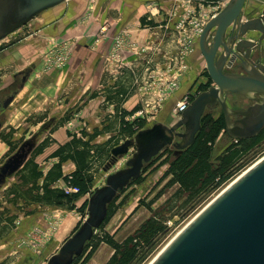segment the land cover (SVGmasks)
Wrapping results in <instances>:
<instances>
[{
  "label": "rangeland",
  "instance_id": "obj_1",
  "mask_svg": "<svg viewBox=\"0 0 264 264\" xmlns=\"http://www.w3.org/2000/svg\"><path fill=\"white\" fill-rule=\"evenodd\" d=\"M87 1H91L90 3L94 5L91 4L94 8H88L82 13V10H80L82 2L79 5L76 4L77 6L74 7L69 17L64 18L58 25L37 31V27L42 26L41 23H46V20L44 21L41 18V14L31 23L23 26L0 42V122L2 123L1 130H3L0 134V140L10 145V150L0 159V163H3L5 158L15 152L25 139L30 138L35 133L40 132L37 141V144H39L52 130L68 121L66 125L70 129H75V121L71 119L99 91L97 87L102 83L106 74H118L126 66L125 64L130 63L131 60L128 58L130 55L119 60L115 56L114 50L118 37L129 40H135L136 37L137 26H134V23H131L132 21L130 22L134 7H128L129 2L135 1V4L140 2L141 10L143 12L146 10L144 17L141 19L142 25L149 24L150 27L154 28V14H158L164 19L156 23L158 25H165L168 19L176 18V23L173 26L177 35L176 25L181 16L184 18L186 5L189 4L184 3L183 0H83V3ZM120 5L128 10L126 19L123 18L121 13L117 14V17L109 18V21L103 19L106 9L116 8ZM156 5L160 8H158L159 12ZM134 6L136 8L138 5ZM192 6L195 5L192 3ZM196 7V15L198 16L199 6ZM253 8L255 9L247 12L245 17L252 18L259 15L264 10V0L257 2V6ZM208 9H210V16H212L215 13L214 8ZM149 16L152 19H148ZM191 17L187 19V22ZM144 18L148 21H144ZM38 19L41 23L38 22ZM79 26L84 31L83 35L72 36L69 34L73 31V28ZM165 30L170 31V29L163 28V34H166ZM60 31L63 33H60ZM255 36H258V33H249L247 38ZM164 39L163 44H166L167 39ZM177 40L178 36L175 38V43L178 45ZM39 41L41 42L39 43ZM43 42L46 44L44 47ZM135 43L139 48H144L140 42L135 41ZM196 43L194 53L196 61L200 59V65L198 64L199 66L196 65L192 68L190 57L182 60L181 58H178V60L173 58L171 66H168L170 58L167 59L166 55L163 57L161 55L163 52L160 54L162 49L164 51V48L159 50L160 45L156 43L158 49H155L152 44L151 51L160 54L161 58L152 69L150 81L146 82L143 78L142 80H136V91L141 107L135 114L130 115L128 120L144 119L146 126H150L156 121L165 122L166 120L168 125H173L181 118V115L174 112L182 98L181 93L185 92L184 95L191 93L195 97L201 89L205 88V86H202L194 93L190 90L187 91L185 87L181 89L182 92L177 91L186 78L194 79L197 83L206 75V62L199 53L198 40ZM148 51L145 53L140 52L136 57L137 61L138 58L147 56ZM254 52V59L261 57V61L264 63V41ZM132 57L130 56V58ZM58 58L66 60L67 63L64 67L58 66ZM228 70L243 73V70L237 68ZM60 76L62 77L59 80ZM24 78H26L25 81ZM202 80L204 79L202 78ZM85 81L86 83L93 82V85L97 86L96 89H89L85 92ZM174 83L178 84V88L173 85ZM212 84L211 81L210 85ZM169 86H174L175 89L168 92ZM13 94L15 95L13 102L8 107L1 106V103ZM5 97L6 99H4ZM253 103L252 99L237 94L228 97L229 106L236 110L246 109ZM139 111H143V113L140 115L138 114ZM168 113L171 120L167 117ZM205 114L218 117L223 114V110L221 107L208 108ZM43 118L45 120L39 122ZM10 133L11 135L7 137L6 134ZM126 138L118 136L108 141L109 149L106 152L105 164L103 163L104 167L99 171L93 190L96 187L105 185L107 175L126 167L127 160L133 156L136 148H131L126 155L120 157L110 168L105 169L110 162L111 149ZM237 140L238 138L231 135L227 129L222 130L213 145L215 164H218L216 158L223 155ZM174 152L175 148L172 145L163 149L157 157H154L149 164L145 165L139 178L140 181L130 184L124 192L118 195L115 202V206H118L117 212L104 225L102 230H96L94 242L102 238L104 233H109L115 240L123 242L145 222L154 218L162 223L165 228L157 236L152 246L147 249L148 252L145 254L144 259L137 263L149 264L198 213L264 157V139L240 161L241 167L236 170L237 172L233 178L223 181L218 187L199 196H193L190 192H183L180 184L171 183L172 175H166L170 162L175 158ZM168 158L169 161H166ZM75 216L78 221L77 226H80L87 217L85 211L80 212L79 210H76ZM76 229L71 230L66 237L58 242L55 237L59 233L57 231L60 230H28L22 238L13 242V248L8 250L12 254L9 264H47L50 256L59 250L64 241ZM19 231L21 230H18L17 233ZM2 243L3 241L0 242L2 250H0V264L6 255L5 246H1ZM54 244L57 245L58 250L51 249ZM89 251L90 249L87 253ZM114 252L112 246L101 242L88 264H108Z\"/></svg>",
  "mask_w": 264,
  "mask_h": 264
},
{
  "label": "water",
  "instance_id": "obj_2",
  "mask_svg": "<svg viewBox=\"0 0 264 264\" xmlns=\"http://www.w3.org/2000/svg\"><path fill=\"white\" fill-rule=\"evenodd\" d=\"M70 1L0 0V42L44 12ZM246 2L231 0L207 22L198 39L213 84L192 99L175 124L156 121L111 149L106 170L131 148L136 151L126 167L107 175L105 185L94 189L87 217L47 264H73L107 219L110 204L140 178L145 165L167 146L180 152L195 142L208 107L222 108L228 132L238 139L253 138L264 129V63L261 57L254 59V51L264 41V10L244 19ZM252 32L258 36L247 38ZM233 67L243 73L230 72ZM233 94L254 103L233 109L228 104ZM14 97L4 101V106ZM39 135L25 139L0 165V189L28 160ZM151 264H264V157L198 213Z\"/></svg>",
  "mask_w": 264,
  "mask_h": 264
},
{
  "label": "crops",
  "instance_id": "obj_3",
  "mask_svg": "<svg viewBox=\"0 0 264 264\" xmlns=\"http://www.w3.org/2000/svg\"><path fill=\"white\" fill-rule=\"evenodd\" d=\"M261 1L262 0H247L243 10L244 18H247L245 17L247 12L255 9L256 7H253L257 6V2ZM90 2L91 1H87L86 3H83V0H72L44 12L41 15V18L44 19V21L46 20V23H41L38 19V22L41 23L42 26L37 27V31L55 27L59 22L64 20V18L66 19L69 17L70 13L74 10V7L79 5V3H81L80 10H82V13L88 8H94V5ZM199 2L200 1H194L193 4L198 5ZM136 3L138 4H135V1H131L128 5V7H134L130 22L132 21L131 23H134V26H137L138 29L135 34V40H130L134 42L138 41L144 47L149 46L148 48L151 49L148 51L147 56L138 58V61L135 56L132 58L129 56L128 58L131 60L130 63L125 66L123 70L119 71L118 74H106L102 83L98 87L93 85V82L86 83L85 81V92L89 89L94 90L96 87L99 91L95 93L82 110L74 114V118L71 120L75 121L76 128L70 129L66 125L68 124V121L64 123V125L52 130L45 139L37 144L28 160L15 176L0 189V233L2 232L0 236L3 241L1 246H5L6 252V255L4 256L5 258L3 257V260H1V264H9V259H11L12 254L8 250L10 248L12 249L13 242L22 238L24 233L28 230H60L57 231V233H59L55 237V240L58 242L66 237L71 230H74L77 227L78 221L75 216L76 210H79L78 208H80L86 200H89L91 194L88 193L80 197L78 200H75L73 202L76 206L75 209H70L69 204L71 203L66 200L62 201L63 205H56L53 203L57 201L55 198L48 202L38 200L36 197L44 196L46 184L49 192L62 190V187L66 184L64 177L71 175L78 169L76 153L79 150H86V163L88 164L86 171H88L89 174H92L95 186L99 171L104 167L103 163L107 156L106 152L109 149L108 141L111 138L118 136L129 138L128 135L123 133L122 124L123 118L128 120L130 115L123 116L124 114L122 112L131 111L135 107H141L139 105V96L136 91V80H142L143 78L146 82L150 81L152 69L155 63L160 60L161 55H163V57L166 55L167 59L170 58L168 60L170 63L168 66H171L173 58L177 60L180 58L179 51L181 48L175 43V38H177L178 35L173 26L176 23V18L168 19V22L165 25H158L156 23L163 21L164 19L163 17L158 16V14H154V28L150 27L149 24L142 25L141 19L144 17L146 10L143 9V12L140 7V2ZM203 3L206 5L209 4L208 2ZM134 5L138 6L135 8ZM156 8L159 12L160 8L158 5H156ZM104 12L103 19L105 18L107 21H109V18L117 17V14L120 13L124 19L128 17L127 8H122L121 5L116 6V8L110 7ZM259 15H255V17ZM148 19H152V17L149 16ZM144 20L146 22L148 21L146 18H144ZM163 28L170 29V31L165 30L166 34H163ZM61 32L62 31H60V33ZM83 33L84 31H82V27L79 26L73 28V31L69 34L72 36H78L83 35ZM160 37L162 39H159ZM164 38L167 39L166 44H163L165 41ZM40 42L41 41H39V43ZM156 43L160 45L159 50L164 48V51L162 49L160 52V54L162 52L163 54L160 55L151 51L152 44L155 49H158ZM45 45L46 44L43 42V47ZM189 57V60H191V68L198 64L200 65V59L196 61L195 53L191 54ZM61 77L62 76L59 77V80ZM202 78L204 80H202ZM202 78L197 83H195L196 80L194 79L186 78L177 91L182 92L181 89L185 87L187 91L190 90L194 93L195 90H199L202 86L211 84L210 78L207 75ZM184 93H181V97ZM168 114L167 117L171 120V116ZM43 120H45V118L39 122H43ZM128 121L132 122L134 120L132 119ZM165 122H167V120ZM1 129L0 134L3 132ZM8 130L9 129L7 128V131ZM6 135L9 137L8 135H11V133ZM9 150L10 145L0 140V159L5 156ZM100 150L104 151L101 156L99 154ZM1 164L2 163H0V165ZM50 171L51 176L46 181V177ZM41 172V177L36 178L35 175ZM59 173H62L63 177L59 176ZM18 230L21 231L17 233ZM1 240L0 242H2ZM51 249L58 250V247L54 244Z\"/></svg>",
  "mask_w": 264,
  "mask_h": 264
},
{
  "label": "trees",
  "instance_id": "obj_4",
  "mask_svg": "<svg viewBox=\"0 0 264 264\" xmlns=\"http://www.w3.org/2000/svg\"><path fill=\"white\" fill-rule=\"evenodd\" d=\"M214 1L215 0H205V2L208 3ZM206 75L209 77L207 71ZM208 87V84L205 85L203 90H206ZM138 109L139 107H135L131 111L121 112L124 114L123 116L133 115ZM122 125L123 133L128 135V137H132L140 129L146 126V122L140 118L132 122L123 118ZM223 129H227L224 113L218 117H214L212 114H205L203 116L202 128L198 133L195 142L180 152H177L176 150L174 152L175 158L170 162V166L166 172V175H172L173 177L171 183L180 184L183 192H190L193 196L206 194L210 190L218 187L223 181L233 178L237 172L236 170L241 167L240 161L264 139V129L253 138L238 139L237 142L235 144L233 143L223 155L216 158L218 164H215L213 160V145ZM103 152L104 151L100 150V156ZM76 159L78 161V169L71 175L65 176L64 179L71 187L78 188L79 192L68 194L63 189L49 192L46 184L44 196L36 197V199L50 202L55 198L57 201L53 203L56 205H63L62 201L66 200L71 203L69 204L70 209H75L76 206L73 204L75 200H78L80 197L88 193L92 194L94 191V178L92 177V174H89L88 171H86L88 168V164L86 163V150L77 151ZM166 161H169V158ZM41 175L42 172L36 174L35 177H41ZM50 176L51 171L48 173L46 181ZM59 176L63 177L62 173H59ZM138 181H140V179L135 182ZM116 200L117 198L110 204L108 217L99 228L100 230L103 229L104 225L110 221L117 212L118 206H115ZM88 205L89 200H86V202L78 208L79 211H85L87 214ZM78 226L76 228H78ZM164 228L165 227L162 223L151 218L134 234L128 236L123 242L115 240L109 233H104L102 238H99L96 242H94L93 238V240L87 245L85 252L77 257L73 264H88L101 242L109 244L115 250L108 264H137L144 259L145 254L148 252L147 249L152 246L153 242L157 236L163 232ZM88 249H90V251L87 253Z\"/></svg>",
  "mask_w": 264,
  "mask_h": 264
},
{
  "label": "built area",
  "instance_id": "obj_5",
  "mask_svg": "<svg viewBox=\"0 0 264 264\" xmlns=\"http://www.w3.org/2000/svg\"><path fill=\"white\" fill-rule=\"evenodd\" d=\"M194 1H200L198 5L192 6V3ZM231 0H215L214 2H211L208 4V6H205L202 4L205 2V0H183V2L189 3L185 11V16L182 18V16L179 19L178 24L176 25V29L178 31V40L177 43L179 47L181 48L179 51V56L182 59H185L189 57L191 54L194 53L196 49V42L198 38L200 37L203 28L207 24V22L214 17L218 12H220ZM199 6V15L197 16V7ZM213 7L214 14L210 16L211 11L208 8ZM210 11V12H209ZM192 16V17H191ZM191 19L187 22V19ZM148 47L139 48L137 46V43L133 42L132 40L125 39L124 37H118L115 44V56L117 59L121 60L124 58H127V56H135L139 55L140 52L145 53L148 51ZM66 60L64 61L62 58H58V66L64 67L66 64ZM127 66V64H125ZM121 67V66H120ZM123 68V67H122ZM121 69V68H119ZM178 88V84H173ZM174 86H169L168 92L173 91L175 89ZM180 88V87H179ZM178 88V89H179ZM177 89V90H178ZM168 95L170 93H167ZM193 94L186 93L183 98L179 101L177 107L175 108V114L181 115L184 110L187 109L190 102L193 99ZM143 111H139L138 114H142ZM62 189L68 193V194H74L78 193L79 189L75 187H71L69 184H65ZM87 216V214H86Z\"/></svg>",
  "mask_w": 264,
  "mask_h": 264
},
{
  "label": "flooded vegetation",
  "instance_id": "obj_6",
  "mask_svg": "<svg viewBox=\"0 0 264 264\" xmlns=\"http://www.w3.org/2000/svg\"><path fill=\"white\" fill-rule=\"evenodd\" d=\"M233 68H234V67H233ZM237 69H238V68H237ZM210 86H211V85H209V87H210ZM209 87H208V88H209ZM208 88H207V89H208ZM201 91H203V90H200V92H201ZM8 95H9V93H8ZM8 95H7V96H8ZM7 96H6V97H7ZM6 97H5L4 99H6ZM1 106L5 107V106H4V102L1 103ZM208 108H209V109H214V108H211V107H208ZM208 108H207V109H208ZM235 119H236V117L232 116V120H235Z\"/></svg>",
  "mask_w": 264,
  "mask_h": 264
},
{
  "label": "bare ground",
  "instance_id": "obj_7",
  "mask_svg": "<svg viewBox=\"0 0 264 264\" xmlns=\"http://www.w3.org/2000/svg\"><path fill=\"white\" fill-rule=\"evenodd\" d=\"M244 19H245V18H244ZM259 161H260V160H259ZM255 164H256V163H255ZM251 167H252V166H251ZM251 167H250V168H251ZM250 168H249V169H250ZM244 173H245V172H244ZM244 173H243V174H244ZM243 174H242V175H243ZM238 178H239V177H238ZM230 185H231V184H230ZM221 193H222V192H221ZM180 232H181V231H180ZM178 233H179V232H178ZM178 233H177V234H178ZM177 234L172 238V240L177 236ZM172 240H171V241H172ZM171 241H170V242H171ZM168 244H169V243H168ZM159 254H160V253H159ZM159 254H158V255H159ZM158 255H157V256H158ZM157 256H156V257H157ZM156 257H155V258H156ZM155 258H154L149 264H151V263L155 260Z\"/></svg>",
  "mask_w": 264,
  "mask_h": 264
}]
</instances>
